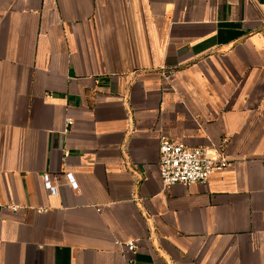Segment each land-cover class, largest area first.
Segmentation results:
<instances>
[{"label": "crops", "instance_id": "0c3cea01", "mask_svg": "<svg viewBox=\"0 0 264 264\" xmlns=\"http://www.w3.org/2000/svg\"><path fill=\"white\" fill-rule=\"evenodd\" d=\"M165 139L229 167L166 189ZM129 240L264 264V0H0V264H126Z\"/></svg>", "mask_w": 264, "mask_h": 264}, {"label": "built area", "instance_id": "2783aa9c", "mask_svg": "<svg viewBox=\"0 0 264 264\" xmlns=\"http://www.w3.org/2000/svg\"><path fill=\"white\" fill-rule=\"evenodd\" d=\"M73 124L71 118L66 119V129ZM159 174L163 186L169 189L173 186L208 185L211 177L225 171L229 161L223 153L213 155L206 148L189 147L182 142L163 140L159 145ZM73 189H77V182L72 174L66 175ZM48 183L49 178L45 176ZM16 211L17 208L13 207ZM118 244V243H117ZM126 264H136V242L129 240L123 244Z\"/></svg>", "mask_w": 264, "mask_h": 264}]
</instances>
